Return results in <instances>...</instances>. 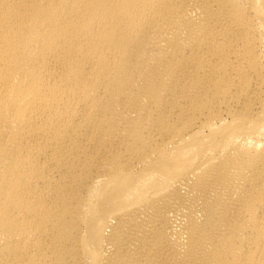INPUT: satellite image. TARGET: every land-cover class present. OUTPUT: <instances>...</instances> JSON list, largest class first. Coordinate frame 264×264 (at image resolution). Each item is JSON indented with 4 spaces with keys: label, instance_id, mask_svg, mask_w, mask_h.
Wrapping results in <instances>:
<instances>
[{
    "label": "bare ground",
    "instance_id": "bare-ground-1",
    "mask_svg": "<svg viewBox=\"0 0 264 264\" xmlns=\"http://www.w3.org/2000/svg\"><path fill=\"white\" fill-rule=\"evenodd\" d=\"M0 264H264V0H0Z\"/></svg>",
    "mask_w": 264,
    "mask_h": 264
}]
</instances>
